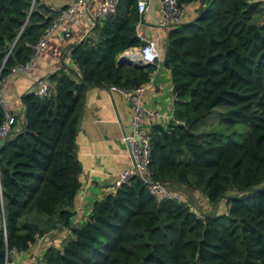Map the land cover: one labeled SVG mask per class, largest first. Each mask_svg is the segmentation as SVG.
Segmentation results:
<instances>
[{
	"label": "trees",
	"instance_id": "16d2710c",
	"mask_svg": "<svg viewBox=\"0 0 264 264\" xmlns=\"http://www.w3.org/2000/svg\"><path fill=\"white\" fill-rule=\"evenodd\" d=\"M197 1L198 14L169 30L163 62L172 70L174 114L151 125L149 167L155 180L199 189L213 203L226 196L227 210L199 215L187 201L159 199L135 174L71 226L82 186L76 136L87 89H137L157 64L118 63L144 42L138 0H118L92 36L73 46L80 74L64 64L48 75L49 95L24 93L22 129L0 144L7 225L0 264L7 252L26 250L61 226L71 233L44 250L46 264H264V0L178 3ZM66 7L0 0V82L32 61L34 45ZM5 119L0 99V126Z\"/></svg>",
	"mask_w": 264,
	"mask_h": 264
},
{
	"label": "crops",
	"instance_id": "0c3cea01",
	"mask_svg": "<svg viewBox=\"0 0 264 264\" xmlns=\"http://www.w3.org/2000/svg\"><path fill=\"white\" fill-rule=\"evenodd\" d=\"M44 1L60 9L64 5L73 4L76 0ZM101 1L87 0L82 3V15L77 16L76 21L71 18L65 21V25L69 27L68 33L62 26L57 27L48 37L42 51L25 69L11 72L0 82V99L6 110L14 112L17 121L8 134L14 135L22 129L25 119L22 96L35 88L38 79L49 80L48 75L64 64L73 66L78 75L80 74L71 57V50L75 44L92 36L93 26L103 16L98 15ZM201 2L197 1L186 6L183 21L190 20L198 14ZM89 16H97L96 21H92ZM162 21L161 1L149 0V7L137 24V33L143 40H154L160 54L155 61L157 64L151 79L139 90L144 103L157 111L150 119H146L150 132L153 123L167 124L174 114L175 93L172 70L163 62L171 25L162 24ZM139 47H132L126 50V53L132 55ZM113 86L116 85H93L86 91L76 136V150L83 166L80 174L82 186L75 197V213L72 216L71 226H78L87 220L95 200L115 191L114 181L117 175L134 162L130 143L125 139V135L133 130L134 102L130 91H127L130 89L119 86L114 89ZM70 233V228L64 226L45 232L15 257L14 264H29L31 261L29 259L33 255H37L42 261L44 250L51 244L61 246L62 241Z\"/></svg>",
	"mask_w": 264,
	"mask_h": 264
},
{
	"label": "built area",
	"instance_id": "2783aa9c",
	"mask_svg": "<svg viewBox=\"0 0 264 264\" xmlns=\"http://www.w3.org/2000/svg\"><path fill=\"white\" fill-rule=\"evenodd\" d=\"M87 0H76L73 4L68 5L66 8L60 10L59 14L53 19L51 24L45 29L44 33L40 37L39 41L34 45L33 58L42 51L45 47L48 37L51 33L59 26L63 27V30L68 33L69 27L65 25V21L68 18L74 19L76 21L77 16L82 15L83 11L81 9V4ZM161 1V12L163 21L162 24L171 25L175 23H180L184 19L186 12V6H180L178 0H160ZM143 8L141 9V0H138V8L141 13H144L149 7V0H142ZM118 0H102L98 15H106L113 13L117 8ZM92 21H96L97 16H89ZM151 46V50L155 54L153 61H156L160 54L154 40L145 39L143 44L139 47L138 51L131 55L132 58H140L144 62L145 60V49ZM27 64H18L12 68L11 72H18L25 69ZM77 67V66H76ZM79 70V67H77ZM144 85L137 89H130L131 98L134 102V115L132 118L133 130L125 135V139L130 143L134 162L131 166L124 168L117 175L114 181L115 189L126 183L130 178L137 174L145 181L151 191L157 195L159 199L170 197L178 198L186 202V198L181 193L180 188H173L166 182L158 181L153 178L152 172L149 167L150 153H151V132L150 127L146 119H150L152 115L156 114L157 111L147 106L142 96L139 92L140 89L144 88ZM117 88V86H113ZM34 91L40 96H47L52 92V83L50 80L45 78L38 79ZM16 121V116L13 111L6 110V119L0 126V137H3L11 129L12 124ZM0 203L4 205V196L2 194L0 185ZM0 229H3L4 235H7L6 228V218L5 213L2 210L0 212ZM31 242L29 246L32 244ZM24 251V250H22ZM22 251L13 250L10 253H6L5 264H14L15 257ZM29 264H46L44 260H40L37 255H33Z\"/></svg>",
	"mask_w": 264,
	"mask_h": 264
},
{
	"label": "rangeland",
	"instance_id": "374dc122",
	"mask_svg": "<svg viewBox=\"0 0 264 264\" xmlns=\"http://www.w3.org/2000/svg\"><path fill=\"white\" fill-rule=\"evenodd\" d=\"M6 137L5 136L0 137V143ZM170 187L180 188L181 193L186 198V201L189 204V206L192 209H194L197 213H199L200 215H204L206 213L223 212L227 210V197L226 196L223 197L222 200H220V202L213 203L199 189H195L189 186H175V185H170ZM234 193H236V190L232 189L228 192V195L234 194Z\"/></svg>",
	"mask_w": 264,
	"mask_h": 264
},
{
	"label": "water",
	"instance_id": "95a60500",
	"mask_svg": "<svg viewBox=\"0 0 264 264\" xmlns=\"http://www.w3.org/2000/svg\"><path fill=\"white\" fill-rule=\"evenodd\" d=\"M118 63L130 64L135 67H143L152 64V62H144L140 58H132L129 53H126V51L119 57Z\"/></svg>",
	"mask_w": 264,
	"mask_h": 264
},
{
	"label": "clouds",
	"instance_id": "9594fccd",
	"mask_svg": "<svg viewBox=\"0 0 264 264\" xmlns=\"http://www.w3.org/2000/svg\"><path fill=\"white\" fill-rule=\"evenodd\" d=\"M143 8V2H142V0H141V9ZM154 58H155V54L153 53V51L151 50V46L149 47V48H146L145 49V60L146 61H148V62H151V61H153L154 60ZM155 62V61H154ZM153 63V62H152ZM8 110V109H7ZM12 127V126H11ZM11 130V129H10ZM10 130L8 131V132H10ZM8 132H7V134H8ZM6 134V135H7ZM5 135V136H6ZM130 145V144H129ZM117 189V188H116ZM5 213V212H4ZM199 214V213H198ZM200 215V214H199ZM5 218H6V216H5ZM6 228H7V225H6ZM0 230H3V229H0ZM4 232V231H3ZM7 236V235H6ZM5 236V237H6ZM40 236V235H39ZM42 260H44V258H43V254H42ZM45 261V260H44Z\"/></svg>",
	"mask_w": 264,
	"mask_h": 264
}]
</instances>
